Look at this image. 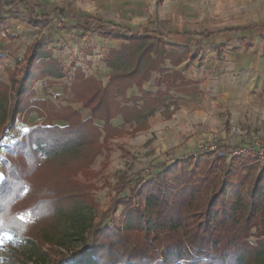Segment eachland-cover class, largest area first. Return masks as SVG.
Listing matches in <instances>:
<instances>
[{"label": "trees", "instance_id": "1", "mask_svg": "<svg viewBox=\"0 0 264 264\" xmlns=\"http://www.w3.org/2000/svg\"><path fill=\"white\" fill-rule=\"evenodd\" d=\"M18 8L25 10L27 23L33 28L60 19L66 28L97 32L125 45L108 52L107 66L117 70L105 87L75 70L70 92L73 102L91 111L86 120L72 108L56 109L51 103L29 101L31 83L60 69L55 60L46 61L37 42L26 50L21 77L16 79L13 73L11 86L0 81V150H5V157L0 159V230L7 229L15 236L17 226L40 219L56 203H72V207L70 212L54 211V220H69L82 209H89L75 205L84 195L76 177L86 174L95 159L109 149V140L123 135L110 121L120 116L123 125L135 126L132 132L143 130L149 117L170 106L165 103L167 93H148L142 90L143 84L154 74L159 76L155 84L160 80L168 84L171 78L172 87L178 80L181 86L191 84L178 73L168 75L165 62L177 66L195 58L186 47L167 45L152 32L124 29L89 14L70 15L57 8L45 11L26 0H0V26L5 15ZM133 87L143 100H124ZM32 108L40 116L49 113L54 121L67 125L38 126L11 146L3 145L17 116ZM207 154H184L165 162L157 173L140 180L129 198L112 202L108 218L119 206L123 211L111 225L103 226V219L83 229L80 249L66 254L49 248L50 264H264V169L246 187L249 169L238 158L229 163L219 155L200 159ZM58 232L61 240L73 234L66 229ZM251 237L255 246L248 241Z\"/></svg>", "mask_w": 264, "mask_h": 264}, {"label": "rangeland", "instance_id": "2", "mask_svg": "<svg viewBox=\"0 0 264 264\" xmlns=\"http://www.w3.org/2000/svg\"><path fill=\"white\" fill-rule=\"evenodd\" d=\"M130 29L143 31L155 28L150 24H142ZM1 33L4 34L5 39L9 42L7 44L9 48L0 45V81L7 86H11L13 73H15L16 79L21 77V61L26 50L32 43L37 42L41 45L42 51L47 57L46 61L49 59L55 60L60 69L58 68L59 70L55 71L53 76L41 78L31 83L27 96L29 101L51 103L56 109L72 108L79 113L82 120L89 119L91 111L84 108L81 104L73 102L70 87L74 80L75 70L80 69L81 76L85 79H95L103 88L117 70H112L107 66L108 52L110 50H120L125 45L124 42L119 40L106 39L97 32L81 33L68 27L66 28L62 26L60 19L50 25L32 28L25 23V17L21 18L18 16L15 19L13 16L0 27ZM190 52L192 51L190 50ZM192 55L195 56L196 54L192 53ZM166 65H168V61L165 62ZM118 70L120 71L122 68ZM154 76L157 77L155 74L152 77ZM161 77L163 78V76ZM171 80L168 79V84L171 83ZM192 87L190 86L193 90ZM131 97L144 99L135 87L126 92L124 100H128ZM167 97L170 96L167 95ZM119 101L122 102L120 98ZM141 103L142 101L136 104L140 106ZM132 104L134 103H130L129 106ZM169 104L168 109H158L147 119L143 130L136 133L132 132L135 126L123 125L120 116L112 119L110 121L111 126L121 128L123 135L120 138L109 140V149L103 151L95 159L86 174H79L76 177L77 183L84 187V195L75 200V203H77L75 205H87L89 209L78 211L79 213L69 220L62 217L54 220V211L64 210L65 212H70L72 207V203H56L51 206L52 210L49 209L40 219H29L27 221L23 219L25 222L17 226L18 233L16 236L7 229H1L0 264H50V255L46 252L49 248L66 254L80 249L83 245L80 238L83 229L97 225L103 219H105L103 226L111 225L113 219H118L123 211L121 206L117 208L112 218H108V214L111 213V204L116 198H129L131 190L136 187L140 180L157 173L156 169H159L165 162L184 155L180 152H174V150L180 149L177 145L181 143V134L170 135L171 129L168 127L167 120L174 109H171V107H175L176 103ZM2 109L0 104V122L3 119ZM156 113H160V121H156V125H160V133L158 135L152 134L149 126L152 124L150 122ZM16 119L17 123L10 134L2 141L3 145L11 146L28 131L38 126L53 125L63 127L67 125L63 121H54L53 116L49 113L40 116L33 108L27 113L17 116ZM94 124L99 127L103 126L100 121H94ZM232 128L234 136L239 137L240 135L241 138L248 136L247 133L242 134L245 130H248L247 128L242 129L240 126H233ZM251 131L254 134L264 133V125ZM238 132L241 133L239 134ZM234 139V137H231L223 141L201 142L196 148L197 151L191 154L198 155L202 152H207L208 154L200 159H213L219 155L224 158L225 163H229L231 159L227 156L228 152L233 145L240 144L239 140L230 141ZM211 147L214 148L213 151L210 150ZM220 147L221 150L219 151ZM3 157H5V150L1 149L0 159ZM237 158L240 160V164L249 169L246 182V187H248L250 182L264 169V166L248 158ZM242 175H245V172ZM0 177H2L1 163ZM63 225L65 228H63ZM60 229L69 230L73 234L61 240L58 232ZM248 241L255 246L256 241L254 238L251 237ZM262 259H264V254H262Z\"/></svg>", "mask_w": 264, "mask_h": 264}, {"label": "crops", "instance_id": "3", "mask_svg": "<svg viewBox=\"0 0 264 264\" xmlns=\"http://www.w3.org/2000/svg\"><path fill=\"white\" fill-rule=\"evenodd\" d=\"M26 1L45 11L57 8L70 15L89 14L129 30L150 24L155 29L139 31L152 32L163 42L196 54L177 66L169 62L165 66L168 75L178 73L191 85L181 86L179 80L175 87L161 80L155 84L157 75L142 87L152 94L167 93L165 103H176L167 120L170 135L181 134L180 149L174 152L195 153L201 142L231 137L235 139L230 141L241 144L251 130L264 125V0ZM13 16L25 17L31 27L24 9L5 15L4 23ZM0 43L9 48L2 33ZM159 118L156 113L149 125L154 135L160 133ZM233 126L247 128L242 134L248 136H234Z\"/></svg>", "mask_w": 264, "mask_h": 264}, {"label": "built area", "instance_id": "4", "mask_svg": "<svg viewBox=\"0 0 264 264\" xmlns=\"http://www.w3.org/2000/svg\"><path fill=\"white\" fill-rule=\"evenodd\" d=\"M210 150L213 151L214 148L211 147ZM228 153L226 155L229 159L244 157L264 166V133L250 134L246 141L233 145Z\"/></svg>", "mask_w": 264, "mask_h": 264}]
</instances>
